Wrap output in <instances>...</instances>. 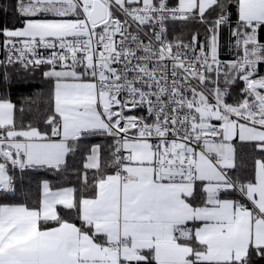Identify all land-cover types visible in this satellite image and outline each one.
Returning a JSON list of instances; mask_svg holds the SVG:
<instances>
[{"label":"snow or ice","instance_id":"snow-or-ice-1","mask_svg":"<svg viewBox=\"0 0 264 264\" xmlns=\"http://www.w3.org/2000/svg\"><path fill=\"white\" fill-rule=\"evenodd\" d=\"M0 264H264V0H0Z\"/></svg>","mask_w":264,"mask_h":264}]
</instances>
